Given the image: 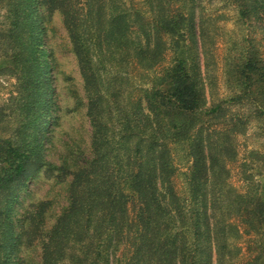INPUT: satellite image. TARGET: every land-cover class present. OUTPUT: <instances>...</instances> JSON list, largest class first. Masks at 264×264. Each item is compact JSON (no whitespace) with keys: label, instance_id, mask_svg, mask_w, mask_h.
Instances as JSON below:
<instances>
[{"label":"trees","instance_id":"16d2710c","mask_svg":"<svg viewBox=\"0 0 264 264\" xmlns=\"http://www.w3.org/2000/svg\"><path fill=\"white\" fill-rule=\"evenodd\" d=\"M214 2L0 0V75L17 79L7 120L0 107V264H27L19 252L37 240L41 264H234L230 240L240 234L228 219L247 210L257 193L247 198L226 181L233 142L216 126L226 125L225 108L245 97L257 99L264 124V58L250 42L229 72L239 91L208 103L202 10ZM223 6L264 28V0H223ZM43 11L63 17L95 127V154L68 157L58 167L45 158L58 105ZM131 65L147 79L141 95L128 92L127 108L124 71ZM113 113L117 131L109 127ZM174 143L190 145L194 158L187 195L174 188ZM43 167L57 169L60 182L70 178L68 207L48 231L52 202L27 207L22 201ZM253 210L264 220V200Z\"/></svg>","mask_w":264,"mask_h":264},{"label":"rangeland","instance_id":"374dc122","mask_svg":"<svg viewBox=\"0 0 264 264\" xmlns=\"http://www.w3.org/2000/svg\"><path fill=\"white\" fill-rule=\"evenodd\" d=\"M43 15L44 49L48 53L47 63L52 65L51 75L58 105L57 119L51 133L52 143L45 158L48 163L58 167L65 161L68 162V157L75 159L80 154L82 157L91 158L95 154V127L88 114L84 77L63 17L59 11L53 14L43 11ZM202 15L208 20L206 27L209 38L206 45H209L210 52L206 57L204 50L202 51L201 70L207 101L211 104L239 91L229 72L250 42L259 47L264 58V28L258 23L241 20L233 6H223V0H215L212 5H206ZM4 17L5 10L0 8V25H4ZM167 57L163 65L168 64L169 55ZM124 72L128 73L129 77L123 85V89H126L123 105L129 108L126 104L128 92L133 90L137 95H141V85H145L147 78L140 66H127ZM16 81L11 72L0 75V107L5 112V120L10 117L9 100L16 95ZM256 100L245 97L242 102L229 105V108L223 111V123L226 125L216 126L217 129L223 126V132L228 134L233 142L234 153L226 160V181L233 190L247 198L257 193L247 210L233 213L228 219L237 226L240 234L238 238L230 240L231 245L237 247L234 264H264V220L258 217L257 213H253L256 204L264 200V124L262 117L256 112ZM113 116L109 127L117 131L120 123L116 120V113H113ZM103 120L107 123L108 115L104 114ZM236 121L238 126H234ZM171 150L175 169L172 176L174 188L187 195V180L194 165L190 145L174 143ZM40 171L28 189L22 192V201L27 207L44 201L52 202L44 219L45 230L48 231L68 207L70 178L60 182L56 178L57 169L49 170L48 167H43ZM22 210L19 207V211ZM20 253L27 260V264H41V241L37 240L30 246H24Z\"/></svg>","mask_w":264,"mask_h":264}]
</instances>
